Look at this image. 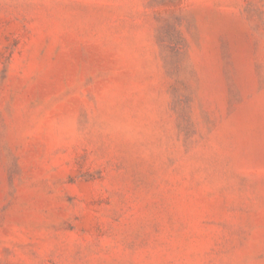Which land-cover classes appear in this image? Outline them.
Returning <instances> with one entry per match:
<instances>
[{
  "label": "rangeland",
  "instance_id": "374dc122",
  "mask_svg": "<svg viewBox=\"0 0 264 264\" xmlns=\"http://www.w3.org/2000/svg\"><path fill=\"white\" fill-rule=\"evenodd\" d=\"M0 264H264V0H0Z\"/></svg>",
  "mask_w": 264,
  "mask_h": 264
}]
</instances>
